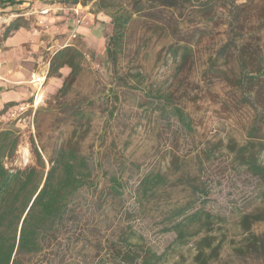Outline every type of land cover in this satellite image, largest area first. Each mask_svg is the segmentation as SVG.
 Instances as JSON below:
<instances>
[{
	"label": "rangeland",
	"instance_id": "1",
	"mask_svg": "<svg viewBox=\"0 0 264 264\" xmlns=\"http://www.w3.org/2000/svg\"><path fill=\"white\" fill-rule=\"evenodd\" d=\"M230 2L221 0L217 21L206 22L188 3L177 9L148 0H92L80 12L75 39H70L72 14L62 18L63 13L52 12L41 27L33 0L0 8V130H13L18 137L6 166L13 171L36 168L37 178H45L52 166L61 168L60 153L74 150L86 159L94 178L74 197L65 221L44 234L41 252L21 256L17 264H90L126 224L164 254L161 264H195L196 239L179 243L166 221L188 204L191 211L204 208L218 218L212 233L223 245L213 264H264L254 249H239L247 236L241 218L264 206V187L239 166L229 148L246 142L260 114L264 139V76L250 97L234 84L239 75L234 60L223 61L227 72L219 77L208 70L209 58L228 37ZM121 11L132 18L112 63L106 47L112 15ZM19 12L30 19L11 34L15 43L10 46L3 36ZM259 26L257 41L264 55V23ZM68 46L83 57L77 78L62 93L70 69L65 66L54 76L48 72L51 57ZM9 102L14 105L5 109ZM173 105L189 117L191 129L179 121ZM17 106L24 109L13 116ZM155 172L165 175V182L144 198L140 181ZM113 175L124 186L117 197L110 190ZM252 231L264 238V223Z\"/></svg>",
	"mask_w": 264,
	"mask_h": 264
},
{
	"label": "trees",
	"instance_id": "2",
	"mask_svg": "<svg viewBox=\"0 0 264 264\" xmlns=\"http://www.w3.org/2000/svg\"><path fill=\"white\" fill-rule=\"evenodd\" d=\"M24 0H0V8L20 5ZM38 7L52 5L54 0H33ZM92 0H71L70 4L88 6ZM153 6L180 8L188 3L201 12L206 22L217 21L221 0H148ZM104 3L105 0H99ZM226 25L228 37L215 54L209 58L208 70L219 77L227 70L221 68L223 61L230 59L238 64L239 74L234 84L247 90L248 96L256 95V88L261 84L260 78L264 70V55L258 44L259 33L256 31L260 23H264V4L256 0H231ZM18 18L7 28L4 39L22 27L24 19L29 20L24 12L18 13ZM132 13L124 11L112 15L113 32L109 37L106 52L112 63H115L123 48L126 28L131 21ZM257 21V22H256ZM263 21V22H262ZM257 25L253 30L252 25ZM260 27V26H259ZM190 48L188 47V55ZM82 53L73 46L57 51L50 59L48 76L56 75L63 67H68L70 73L63 82L59 92H65V87L72 84L81 69ZM227 64V63H226ZM208 77L210 74L207 75ZM259 87V86H258ZM167 102V100H165ZM14 105L9 102L5 109ZM172 111L179 121L188 129L192 122L184 111L173 105ZM262 114L257 116L248 131L247 140L240 145L236 142L229 148L235 152V161L239 166L248 169L258 177L264 187V139L260 136L263 125ZM18 146V137L13 130H0V264H17L23 255L41 252L44 234L55 230L60 222L71 212L74 197L94 183L92 170L86 159L74 150L62 152L58 156L57 168L49 169L45 178L38 177L36 168L15 170L6 166V159L12 158ZM38 158L41 155L36 151ZM212 151L208 156H210ZM44 179V181H43ZM165 175L155 172L145 176L140 181V191L144 198L153 195L159 185L165 182ZM37 181V182H36ZM110 190L113 197L123 194V183L115 175L110 176ZM264 197V196H263ZM193 206L181 207L168 216L169 230H174L179 243L196 239L193 260L195 264H213L220 256L222 242H216L212 233L216 224V216L204 208L191 211ZM241 227L247 233L245 245L240 250L254 249L264 256V238L252 231L258 223H264V206L255 212L245 214L241 218ZM164 254L154 250L146 243L142 234L131 224L113 238L109 239L104 250L97 252L91 261L99 264H161Z\"/></svg>",
	"mask_w": 264,
	"mask_h": 264
},
{
	"label": "built area",
	"instance_id": "3",
	"mask_svg": "<svg viewBox=\"0 0 264 264\" xmlns=\"http://www.w3.org/2000/svg\"><path fill=\"white\" fill-rule=\"evenodd\" d=\"M83 5L81 3L79 4H70L66 5L65 3H59V4H52V5H47L45 7H40L34 11V13L37 14L38 16V24L39 26L43 27L46 26V20L47 16H49L52 12L54 13H63V14H72L74 16L73 18V29L71 31V36L70 39L72 38H77L79 35L78 28L82 22V17L80 16V12L83 10ZM24 106L16 107L15 109H12V115L14 116L15 113L18 110H23Z\"/></svg>",
	"mask_w": 264,
	"mask_h": 264
},
{
	"label": "crops",
	"instance_id": "4",
	"mask_svg": "<svg viewBox=\"0 0 264 264\" xmlns=\"http://www.w3.org/2000/svg\"><path fill=\"white\" fill-rule=\"evenodd\" d=\"M34 2V1H33ZM24 4H26V3H24ZM29 4V3H28ZM37 4V3H36ZM38 5V4H37ZM63 15V17L62 18H65V17H67L69 14H62ZM80 28H81V26L79 27V29H78V31H80ZM14 38H13V36L12 37H9L8 38V45H13L15 42H14V40H13ZM14 93H16V92H14ZM16 95H19V94H16Z\"/></svg>",
	"mask_w": 264,
	"mask_h": 264
},
{
	"label": "bare ground",
	"instance_id": "5",
	"mask_svg": "<svg viewBox=\"0 0 264 264\" xmlns=\"http://www.w3.org/2000/svg\"><path fill=\"white\" fill-rule=\"evenodd\" d=\"M41 79H43V78H39V79H37V80H41ZM38 98H39V97H38ZM38 98H37V99H38ZM39 99H41V98H39ZM39 99H38V100H39ZM40 102H41V101H40ZM38 103H39V102H37L36 105H37Z\"/></svg>",
	"mask_w": 264,
	"mask_h": 264
}]
</instances>
